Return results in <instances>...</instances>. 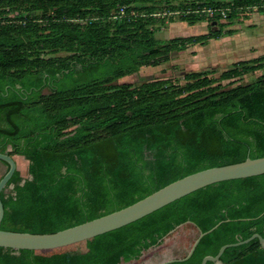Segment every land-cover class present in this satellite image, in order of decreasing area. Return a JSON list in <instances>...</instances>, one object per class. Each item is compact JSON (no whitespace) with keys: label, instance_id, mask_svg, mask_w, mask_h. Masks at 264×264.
<instances>
[{"label":"trees","instance_id":"16d2710c","mask_svg":"<svg viewBox=\"0 0 264 264\" xmlns=\"http://www.w3.org/2000/svg\"><path fill=\"white\" fill-rule=\"evenodd\" d=\"M120 6L126 17L112 20ZM218 8L229 9L224 21L199 15ZM183 9L192 13L181 22L208 20L220 30L157 40L156 15ZM252 9L264 12V0H0V153L26 159L30 177L22 182L15 171L6 185L15 194L1 193L0 228L55 233L200 170L264 157V76L233 86L264 72V57L236 62L218 77L195 71L183 83L114 84L220 38L239 11ZM255 233L264 238V174L207 186L69 246L0 248V264H200ZM220 260L264 264V248L254 239L227 248Z\"/></svg>","mask_w":264,"mask_h":264},{"label":"water","instance_id":"95a60500","mask_svg":"<svg viewBox=\"0 0 264 264\" xmlns=\"http://www.w3.org/2000/svg\"><path fill=\"white\" fill-rule=\"evenodd\" d=\"M0 162L7 165V171L0 178L1 195L16 171V163L13 157L2 153H0ZM263 174L264 157H247L242 162L207 168L178 179L125 208L55 233L33 234L28 232L6 231L0 228V248L15 251H40L69 246L127 226L169 205L170 203L207 186L224 181L261 176ZM3 216L4 208L0 198V225ZM220 224L221 222L217 223L206 232H200L188 254L178 261H187L192 256L200 240L205 235L215 230ZM180 226H182V224L170 230L162 237V239L169 234H172ZM162 239H159V241ZM254 239H258L261 247L264 248V238L255 233L244 241L222 246L215 256H205L200 264H206L207 262L222 264L220 258L227 248L246 244ZM172 262H174V260H169L161 264H170Z\"/></svg>","mask_w":264,"mask_h":264},{"label":"rangeland","instance_id":"374dc122","mask_svg":"<svg viewBox=\"0 0 264 264\" xmlns=\"http://www.w3.org/2000/svg\"><path fill=\"white\" fill-rule=\"evenodd\" d=\"M188 9V8H186ZM187 10H180L174 14H159L155 19L157 29L155 38L161 42L176 37H187L203 35L209 31H219L220 28L215 22L203 21L190 26L180 21L181 16L189 15ZM244 11V12H243ZM206 17L204 13H200ZM170 19L173 20L170 23ZM233 30L232 36H226L225 32ZM65 56L64 53L58 54ZM264 57V12L252 10H241L232 20L229 26L221 30L218 39L210 40L205 45L189 46L183 52H173L166 62L156 67H143L138 73L121 78L114 84H134L138 85L141 80L158 79H178L183 83L182 76L188 72L206 71L212 77H218L223 71L239 61L252 60ZM264 72H256L240 78L235 85H245L253 82ZM224 87H229L227 82H223ZM47 91V90H46ZM45 91V92H46ZM16 163V171L19 172L22 182L30 178L28 175V161L20 156L13 157ZM6 166L0 163V178L6 172ZM5 197L13 196V185H8L3 191Z\"/></svg>","mask_w":264,"mask_h":264},{"label":"built area","instance_id":"2783aa9c","mask_svg":"<svg viewBox=\"0 0 264 264\" xmlns=\"http://www.w3.org/2000/svg\"><path fill=\"white\" fill-rule=\"evenodd\" d=\"M188 14L192 13L191 11H186ZM196 12V11H195ZM198 12V11H197ZM202 13L206 15L208 19H211L215 16H218L220 20L224 21L227 18L229 9L226 8H218V9H204L201 10ZM174 14V13H173ZM126 9L124 7H118L117 10L112 14V20H120L123 17H126Z\"/></svg>","mask_w":264,"mask_h":264},{"label":"flooded vegetation","instance_id":"af4514ba","mask_svg":"<svg viewBox=\"0 0 264 264\" xmlns=\"http://www.w3.org/2000/svg\"><path fill=\"white\" fill-rule=\"evenodd\" d=\"M0 163H2V162H0ZM3 164V163H2ZM6 166V165H5Z\"/></svg>","mask_w":264,"mask_h":264},{"label":"crops","instance_id":"0c3cea01","mask_svg":"<svg viewBox=\"0 0 264 264\" xmlns=\"http://www.w3.org/2000/svg\"><path fill=\"white\" fill-rule=\"evenodd\" d=\"M188 37V36H187Z\"/></svg>","mask_w":264,"mask_h":264}]
</instances>
